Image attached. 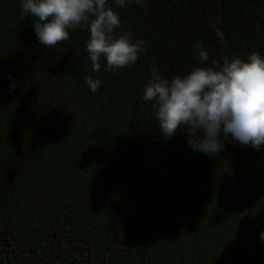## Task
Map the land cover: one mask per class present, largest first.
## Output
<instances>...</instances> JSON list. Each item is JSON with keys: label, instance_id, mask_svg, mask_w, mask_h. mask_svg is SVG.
<instances>
[{"label": "trees", "instance_id": "trees-1", "mask_svg": "<svg viewBox=\"0 0 264 264\" xmlns=\"http://www.w3.org/2000/svg\"><path fill=\"white\" fill-rule=\"evenodd\" d=\"M20 3L0 0V264H264V146L204 155L143 99L153 68L201 66L197 40L221 63L264 56V0H108L148 47L98 73L87 27L46 48Z\"/></svg>", "mask_w": 264, "mask_h": 264}, {"label": "clouds", "instance_id": "clouds-1", "mask_svg": "<svg viewBox=\"0 0 264 264\" xmlns=\"http://www.w3.org/2000/svg\"><path fill=\"white\" fill-rule=\"evenodd\" d=\"M114 3L123 8L133 3L139 6L144 0ZM20 8L21 18H33L36 38L46 48L67 41L69 30L87 27L90 34L86 49L94 73L100 71L101 60L106 61L105 72L130 67L148 47L145 39H134L131 33L115 34L123 25L108 0H21ZM216 35L223 41L219 29ZM194 47L201 66L171 80L153 68L145 86L143 99L154 102V116L162 136L171 139L183 130L187 144L204 155L222 152L224 143L231 140L259 150L264 146V56L252 52L246 60L233 56L225 57L221 63L210 57L199 40ZM85 82L93 92L101 84L92 75ZM14 88L15 84L9 91ZM260 237L264 241V232Z\"/></svg>", "mask_w": 264, "mask_h": 264}]
</instances>
